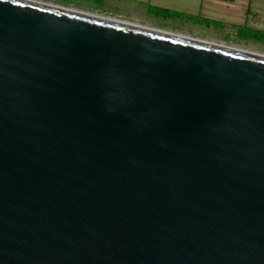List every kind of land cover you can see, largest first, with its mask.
<instances>
[{"label": "water", "instance_id": "water-1", "mask_svg": "<svg viewBox=\"0 0 264 264\" xmlns=\"http://www.w3.org/2000/svg\"><path fill=\"white\" fill-rule=\"evenodd\" d=\"M0 264H264V55L0 0Z\"/></svg>", "mask_w": 264, "mask_h": 264}, {"label": "rangeland", "instance_id": "rangeland-1", "mask_svg": "<svg viewBox=\"0 0 264 264\" xmlns=\"http://www.w3.org/2000/svg\"><path fill=\"white\" fill-rule=\"evenodd\" d=\"M91 15L107 17L128 24L163 31L193 40L223 45L258 55H264V30L232 27L226 32L222 24L202 20L199 16H183L150 8L142 11L135 0H35ZM264 10V0H253ZM210 12L222 14L224 9L212 6ZM232 11V10H229ZM197 24L203 26H197Z\"/></svg>", "mask_w": 264, "mask_h": 264}, {"label": "crops", "instance_id": "crops-1", "mask_svg": "<svg viewBox=\"0 0 264 264\" xmlns=\"http://www.w3.org/2000/svg\"><path fill=\"white\" fill-rule=\"evenodd\" d=\"M136 3L146 12L154 8L183 16H199L202 20L222 24L226 32L231 31L233 26L264 30V10L259 11L253 0H135L134 5ZM212 6L224 11L222 14L210 12Z\"/></svg>", "mask_w": 264, "mask_h": 264}]
</instances>
